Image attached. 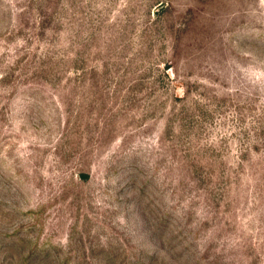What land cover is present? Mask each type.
<instances>
[{
  "label": "rangeland",
  "instance_id": "obj_1",
  "mask_svg": "<svg viewBox=\"0 0 264 264\" xmlns=\"http://www.w3.org/2000/svg\"><path fill=\"white\" fill-rule=\"evenodd\" d=\"M0 264H264V0H0Z\"/></svg>",
  "mask_w": 264,
  "mask_h": 264
}]
</instances>
